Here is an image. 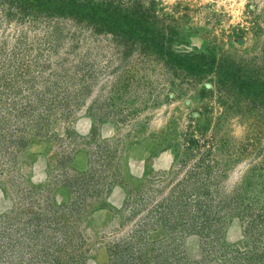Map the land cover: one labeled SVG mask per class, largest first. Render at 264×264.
<instances>
[{
    "label": "rangeland",
    "instance_id": "obj_1",
    "mask_svg": "<svg viewBox=\"0 0 264 264\" xmlns=\"http://www.w3.org/2000/svg\"><path fill=\"white\" fill-rule=\"evenodd\" d=\"M111 4L0 0V264H264V0Z\"/></svg>",
    "mask_w": 264,
    "mask_h": 264
},
{
    "label": "trees",
    "instance_id": "obj_2",
    "mask_svg": "<svg viewBox=\"0 0 264 264\" xmlns=\"http://www.w3.org/2000/svg\"><path fill=\"white\" fill-rule=\"evenodd\" d=\"M48 6H59L62 7L63 10H65L67 13L77 17L82 18L84 20H87L94 25L98 26L99 28H103L105 30H108L113 25L116 26L119 30H123L124 28H127V30L130 32V34L145 37V41L149 40L152 42L151 46L152 48L157 47L161 50V45H158L156 40V35L151 33V29H148L147 27H143V19L140 16H135L134 18H131L128 14H123L120 11L116 12L117 7L112 6L111 0H100L96 1L95 6H91V4H85V3H76L75 0H68L63 1L61 3V0H46ZM130 17V18H129ZM152 35H150V33ZM150 36V37H148ZM166 58L169 60H172L171 62L176 63L187 70H195L197 67L200 66H209L211 67L213 63H211L212 60H210L211 56L206 55L204 53H194L189 55H180V54H173L172 52H168L166 54ZM217 74L218 76L221 75L219 71L221 70L222 65L220 64L219 67H217ZM226 70H230L229 74H231L233 77L235 76V70L232 69L229 65V67ZM230 75V77H231ZM231 80L233 81V78L231 77ZM234 82V81H233Z\"/></svg>",
    "mask_w": 264,
    "mask_h": 264
}]
</instances>
